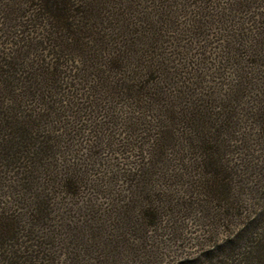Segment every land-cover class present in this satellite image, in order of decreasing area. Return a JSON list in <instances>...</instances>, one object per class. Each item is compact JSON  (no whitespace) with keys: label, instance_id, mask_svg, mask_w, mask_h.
I'll return each mask as SVG.
<instances>
[{"label":"trees","instance_id":"obj_1","mask_svg":"<svg viewBox=\"0 0 264 264\" xmlns=\"http://www.w3.org/2000/svg\"><path fill=\"white\" fill-rule=\"evenodd\" d=\"M136 1L134 23L118 17V0H23L22 13H3L0 264H59L66 254L77 264L76 245L87 255L111 246L101 245L109 226L139 224L145 244L176 214L214 221L239 209L250 156L240 126L249 119L264 132V0H151L152 23L149 0ZM219 3L214 59L205 32ZM77 212L94 242L73 235ZM260 242L243 262L258 258ZM210 248L180 264H214Z\"/></svg>","mask_w":264,"mask_h":264},{"label":"rangeland","instance_id":"obj_2","mask_svg":"<svg viewBox=\"0 0 264 264\" xmlns=\"http://www.w3.org/2000/svg\"><path fill=\"white\" fill-rule=\"evenodd\" d=\"M22 1L23 0H0V43L7 40L6 37L2 40V37L5 36V34H2V29L4 28L2 22L3 13H5L8 8H14L18 12L17 14L22 13L24 9L23 6L17 5V3H21ZM128 1H130V3L132 2V4L128 5ZM139 3L140 2L136 0H118L117 6L115 7L118 8V11H116L118 17L122 14L121 18L125 19L129 17L134 23L136 18L133 16L134 11L132 12L131 8L129 10L128 8L133 5L134 10H140L141 6ZM188 3L193 2L191 1ZM156 4L157 1L152 2L149 0L148 3L144 5V7H148L146 11L149 12L148 19L150 23H152V19L153 21L157 19L154 14ZM222 4L223 3L215 4L214 27L208 28L207 32H205L209 35L205 45L209 44L210 47L212 46L211 49L214 47V59L217 57L216 52L220 45L218 34L222 29V27L219 26L220 23L215 21L218 17L217 13L223 12L226 8V6ZM181 5L183 6V3ZM178 9H181V11L179 12ZM188 10L189 9H185V11ZM183 12L182 7H180L177 8V12L174 14L177 18L175 21L178 22L176 25L177 30L181 31L185 30L184 23L188 21L187 14H185L184 17L182 15ZM185 32L186 33H180V39L184 42L183 44H191V46L194 47V34L191 33L192 31ZM4 33H6V31H4ZM246 64L248 63L246 62L245 65ZM261 77L264 78V75H261ZM216 81L218 80H215V82ZM259 89H261L260 95H263V85H260ZM240 127L242 128L241 131L244 133L246 144H248L250 156L243 169V185H239L237 189L240 190L239 192L241 195L239 196V209L231 211V216L211 221L212 219L209 220L206 218L205 214L200 212L192 211L190 213L184 212L182 214H176L173 218L174 220H171L172 222L167 221V223L162 224L160 229L156 231L151 230L146 236L145 244L134 238L136 233L135 230L138 229L137 226L139 224L136 226L135 230H127L124 232H118L109 226L106 229L107 231L105 230L104 236L102 235L101 245L104 246L105 244L106 246L107 244H111V246H106L107 248L105 250L101 247L100 250H103L101 255H87L83 245H76L78 249V251H75L78 260L77 264H180L192 260L203 252L212 249L210 247L213 243L214 264H263L264 250L259 252L258 258L256 259L249 256L248 260L243 262L242 257L249 251L251 252L252 249L261 243L260 241L264 240L262 239L264 237V132L260 130L261 128L257 124L249 121V119L244 120L243 125ZM23 212L24 217H27L28 210H23ZM106 212H102L101 215ZM70 217L72 222L75 223L74 227H77L73 235L79 239L82 238L84 242H89L90 232H88V229L84 226L86 220L82 218V214H78V212L77 214L71 213ZM238 234H240L239 240H237L238 242L236 244H229L225 250L226 253L230 250L229 255L218 250L219 246H224L226 244V240H234ZM61 259L59 264H68L69 256H67V254L65 257H61Z\"/></svg>","mask_w":264,"mask_h":264}]
</instances>
